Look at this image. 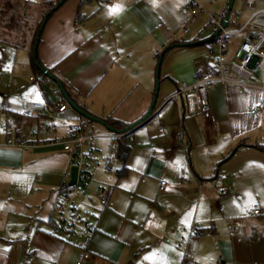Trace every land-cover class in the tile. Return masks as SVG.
<instances>
[{
	"label": "crops",
	"instance_id": "1",
	"mask_svg": "<svg viewBox=\"0 0 264 264\" xmlns=\"http://www.w3.org/2000/svg\"><path fill=\"white\" fill-rule=\"evenodd\" d=\"M46 1L40 0L43 5ZM196 1L203 12L193 21L187 35L183 31L181 11L189 0H68L48 19L41 35L38 59L42 67L51 69L67 85L70 96L90 114L112 117L127 127L150 109L157 64L166 51L153 115L122 137H127L131 144V137L154 120L160 126L165 125L166 130L159 129L160 140L143 163L145 178L158 189L155 194H147L140 187L134 192L124 191L129 202L121 205L114 192L107 194L105 187L100 188L105 182L98 171L94 174V183L79 185L83 191L91 189L94 195L99 191L101 198L99 205L85 196L80 199L81 206L77 203L79 212L94 226V232L89 239H82L85 242L79 241L68 250H73L76 258L83 253L86 264H164V261L181 264L184 251L178 245L183 238L192 251V264H264V216L261 213L256 218L246 217L238 209V196L245 194L242 190L247 189L249 182L224 187L214 166L221 159L224 161L228 151L235 147L236 151L259 150V144L244 142L247 130H252L248 121L245 122V115L255 101L260 102L264 93L252 87L216 84L209 91L210 118L201 113L185 114L184 98H171L183 84L193 85L195 72L215 60V44L210 41L216 31L207 28L206 18L207 14L218 15L225 0ZM239 1L245 6V0ZM259 1L255 10L262 9L264 0ZM246 10L250 13L240 15L241 23L237 25H242L254 13ZM80 13L85 19L78 22ZM36 34L34 31L33 40L22 46L17 41L3 42L15 50L27 44L33 47ZM245 40L244 34L231 39L228 60ZM182 41L192 45L176 46L183 44ZM17 56L18 53L13 55V64ZM32 66L35 78L30 76L26 82L21 76L14 77L10 86L0 92V131L8 125L17 126L26 135L41 126L52 129L37 133L36 137L29 136L32 145L27 148L6 147L0 136V218L27 227L25 235L35 259L45 261L43 257L58 255L57 262L64 264L67 248L59 237L63 230L55 223L58 202L64 199L59 191L70 181L65 175L71 169L72 155L46 144L65 134L68 126L84 117L69 107L53 120L48 112L26 118L25 113L33 104L55 107L64 102L57 85L47 79L39 80L41 75L33 61ZM257 84L256 80L252 81V85ZM197 122H200V133L196 127L192 128ZM95 125L98 124L92 126L97 128ZM106 131L101 134H117ZM227 134L236 139L233 145L226 137L218 141L220 135ZM158 165L161 171L156 170ZM162 181L166 182L163 191L160 190ZM209 182H214V187L208 186ZM104 199L106 206L101 203ZM236 221L240 225L232 233ZM192 226H199L205 233L189 236L185 230ZM63 232L69 240L72 234Z\"/></svg>",
	"mask_w": 264,
	"mask_h": 264
},
{
	"label": "rangeland",
	"instance_id": "2",
	"mask_svg": "<svg viewBox=\"0 0 264 264\" xmlns=\"http://www.w3.org/2000/svg\"><path fill=\"white\" fill-rule=\"evenodd\" d=\"M10 1L23 2L25 0ZM27 1L28 3L25 4L24 10L25 17L22 21V25H24L23 30H7L0 24V92L10 86L11 81L14 77L21 76L24 80H26V82L28 81V78L30 76L34 77V74L32 72V59L30 57L32 54L31 51H34L35 44L34 47H32V45L31 47H28L29 44H27L24 47H20V50H15L14 47L5 44H10L12 41H17L22 46L24 42L33 40L32 33L34 31H37V34L40 31L42 22L44 20V15L47 12L48 8L43 5L40 0ZM52 1L56 3L58 0ZM260 8H264V4L261 5ZM246 9L247 8L245 6L240 5V1L238 0L234 12L243 11V13L245 14L247 11ZM247 12L250 13V11ZM238 17L239 16L235 17L234 19L235 24H239V22L241 23L242 17ZM36 40L37 38L35 39V42ZM3 41L6 42L4 43ZM26 47L27 50H22L26 49ZM15 53H18V56L16 59V63L13 64V62H15L13 61V55ZM24 80H20L21 85L25 83ZM24 85L26 86V84ZM261 100L260 102L255 101V103L251 106L250 112L245 115V122L248 121L249 125L252 126V130H247L246 136H244V138L246 137L244 142L253 144L254 146L256 144L264 145V96ZM254 107H256L257 109L256 113L252 111ZM169 118L173 119L171 115H169ZM179 121L181 122V119L177 122ZM58 123L59 122H56L57 125ZM199 125L200 122H197V124L195 123L194 126H192V128H197L198 133H200ZM96 127L100 133L107 132L106 129L102 126L97 125ZM161 127L163 128V130H166L165 125L160 126V124H157L156 120H154L147 127L142 128L134 136L131 137L130 142L133 149L127 161L129 171L125 177L121 178H116L115 175V171L119 169L122 164H120V161L116 160V158H114L113 156V152L110 147L112 139H95L94 158L86 161V163L90 165V169L88 178L82 181V183L87 186L90 183H94L95 181L93 180H96L94 174L98 171L99 177H101V180L105 182L103 185H99L100 188L105 187L107 194H109L111 191L114 192V196L119 200V203L121 205H127L129 202V200H127L128 196L124 191L134 192L140 187V189H144V192L147 194H155L158 187L155 188V183L145 178L143 163L147 161V159L151 155V150L155 147L156 143L159 142V129ZM63 135H60L58 137H61ZM1 137L3 136L1 135ZM224 137L228 139L229 144L233 145V143H235L236 139L231 138L229 134H227V136L220 135L218 137L220 140L218 141L223 140ZM219 145H222V142H219ZM257 150L253 148H242L236 151L235 147L232 150L228 151L229 153L225 155L224 161L223 159H221L220 162L216 165L214 163L215 169L217 168L219 171V183L221 182L224 187L226 184L234 185L238 183L241 185L249 182V186L247 187V189L242 190V192H245V194L238 196V209L241 214L243 213L244 216L250 218H256L252 215L254 207H257L264 216V153L260 150ZM189 158L192 159L191 152ZM107 162L110 163L109 166L112 169L111 171H107L105 169ZM195 162H197L196 157ZM160 166L161 165L157 166V171H161ZM96 168H99L100 170H97ZM247 177H252V179L246 180ZM98 180L100 181V179ZM114 185H116V187ZM207 185L210 187H214V182H209ZM80 187L78 186L79 189L77 190L74 197V202L77 206V203H79L80 199L84 196L86 199H88L89 197L92 198V201H94L95 204L99 205L101 200L98 194L99 191L94 195L91 189L88 188L83 191V187ZM79 205L81 206L80 203ZM220 206L221 205H219L218 208H220ZM96 213L97 212L95 211L94 214ZM88 217L91 221L94 220L92 216L89 215ZM13 222L17 221L0 218V264H59V262H57L58 255L43 257L45 261L35 259L36 257H33L28 247L30 245V240L27 239L25 235L27 227ZM59 237L65 241L64 247L67 248L66 251L68 253V257L65 258L64 264H76L77 261L79 262V264H86V260H84L82 256L83 253L79 254V257L76 258V255H74V251L68 250L73 249L72 245L77 244L79 241L81 243L85 242L82 241V239L86 238L83 235L78 236V238L76 237V235H72L70 236V239L67 240L63 231L59 232Z\"/></svg>",
	"mask_w": 264,
	"mask_h": 264
},
{
	"label": "built area",
	"instance_id": "3",
	"mask_svg": "<svg viewBox=\"0 0 264 264\" xmlns=\"http://www.w3.org/2000/svg\"><path fill=\"white\" fill-rule=\"evenodd\" d=\"M231 0H225L222 11L218 15L207 14V28L220 31L213 48L215 60L212 64H206L199 68L194 74L193 85H182L180 90L171 98H179L185 100V114L194 115L201 113L204 117L210 118L211 105L209 100V91L216 84H235L239 87L256 88L264 93V8L255 10L259 0H245V7L254 11L249 19L242 25L234 22L235 17L243 14L242 11L234 12L233 9L229 13ZM203 12L201 5L196 0H189L188 4L183 7L181 13L184 17L183 31L187 35L190 26L200 13ZM229 13V20L225 24V19ZM246 35V40L236 49L232 59L228 60L227 55L231 47V39L239 35ZM258 73V74H257ZM233 77L239 78L235 80ZM31 80H34L31 78ZM39 80L45 81L44 75L39 76ZM256 80L257 85H252V81ZM243 93V89L239 91ZM261 107V105H260ZM69 106L66 102H59L55 107H50L46 103L33 104L25 113V117L33 119L42 113H49V118H59L60 114L66 112ZM257 109L255 108L254 111ZM87 119L80 118L74 125L67 128L66 133L58 138L50 139L47 146L58 147L63 151L72 155V167L78 168V178L75 188L69 192L68 197L58 202V219L57 223L61 229L73 236H84L90 238L94 232V226L79 212L74 197L76 189L82 181L88 178L90 165L86 163L94 158L95 139L97 138H122L126 134L110 133L102 135L97 128L92 126ZM51 126H41L37 131H32L29 135L20 132L17 126H4L0 133L4 139V146L14 148H27L32 145L30 137H36L37 133L50 131ZM0 135V136H1ZM30 136V137H29ZM107 171H111V167H105ZM66 180L71 179V169L65 175ZM166 185L165 181L161 182L160 190L163 191ZM102 205L106 206L107 201L102 200ZM161 205V203H158ZM261 214L257 207H254L252 215L259 216ZM240 222L236 221L231 232L237 231ZM189 236H197L200 234L199 226H192L185 230ZM75 235H74V234ZM178 247L183 249L184 256L181 264H192V251L187 246V241L183 238ZM79 264V263H78Z\"/></svg>",
	"mask_w": 264,
	"mask_h": 264
},
{
	"label": "trees",
	"instance_id": "4",
	"mask_svg": "<svg viewBox=\"0 0 264 264\" xmlns=\"http://www.w3.org/2000/svg\"><path fill=\"white\" fill-rule=\"evenodd\" d=\"M60 0H58L56 3H54L52 0H48L45 2V6L48 8L47 12L45 13L44 15V18L45 16L47 15L48 12H50V10L55 7V5L58 4ZM84 1H88V0H84ZM25 2L23 1H16V2H11L10 0H0V24L2 26H4L7 30H14V29H21L23 30L24 29V25L23 24V19H24V10H25ZM85 17L83 14H78L77 16V21L80 22L82 20H84ZM39 33V32H38ZM38 34H36V38H37ZM217 38H213L211 39V44L214 45L215 42H216ZM41 42V40H40ZM39 42V44H40ZM182 43H185L184 41H182ZM34 44H35V41H34ZM34 47V45H33ZM166 54V51L159 57H164ZM34 51L32 52V61H33V65L38 73V75H43L41 73V71L37 68L35 62H34ZM38 59V58H37ZM38 63L42 66L41 62L39 61L38 59ZM52 74H53V71L50 69L49 70ZM54 75V74H53ZM55 76V75H54ZM45 78L47 79V81H51L50 79H48L47 76H45ZM63 83V82H62ZM64 88L67 92V94L69 95L70 99L74 102V103H77L78 106L84 110L85 112L87 113H90L88 111V109L84 106H82L80 103H78L77 100H75L74 97H71L70 94H69V90L67 89V85L64 84ZM63 99V98H62ZM64 102H66L64 99H63ZM99 118V117H98ZM102 119L108 126H110L111 128H113L117 134H121L122 131L124 129H126V125L120 121H117L115 120L114 118L112 117H107V118H100ZM90 124H95L93 123L92 121L90 120H87ZM111 149H112V152H113V156L114 158H116V160L120 161L122 163V168L117 170L116 171V174H117V177L118 178H121L123 176H125L128 172V168L126 167V163L128 161V158L131 154V151H132V145L129 143L128 141V138L127 137H124V138H115L112 140V143H111ZM259 147V150L261 152L264 153V145H260L258 146ZM75 188L74 187H70L68 183H65L64 185H62L60 191H59V194L62 195V198H66L68 197V194L70 191H72L73 189ZM55 226L56 227H60V225H58V223L56 224L55 223ZM200 234L203 235L205 233V231H203V229L199 230Z\"/></svg>",
	"mask_w": 264,
	"mask_h": 264
},
{
	"label": "water",
	"instance_id": "5",
	"mask_svg": "<svg viewBox=\"0 0 264 264\" xmlns=\"http://www.w3.org/2000/svg\"><path fill=\"white\" fill-rule=\"evenodd\" d=\"M68 0H60L58 2L57 5H55V7H53L50 12L47 13V15L45 16L40 31L38 33L37 36V40L35 42V47H34V62L37 66V68L41 71V73L44 76H47L48 79H50L52 82H54L57 87L58 90L61 94V96L63 97V99L67 102V104L69 105V107L71 109H73L74 111H76L79 115H81L82 117L86 118L87 120L92 121L95 124H98L104 128H106L107 130L111 131V132H116L113 128H111L110 126H108L102 119L85 112L84 110H82L76 103H74L69 95L67 94L64 85L62 83V81L60 79H58L56 76H54L49 69H46L44 67H42L39 63H38V48H39V42L41 40V35L45 29V26L47 24L48 19L52 16V14H54L56 11H58ZM234 1L235 0H231L230 2V6H229V13L232 11L233 9V5H234ZM229 13L225 19V24L224 26L227 24L228 20H229ZM220 31H217L215 34V37H218ZM192 44H187V43H183L180 45H176V46H181V47H189ZM194 45V44H193ZM169 50V49H168ZM162 62H163V57H161L158 61L157 64V71H156V87H155V93H154V97L150 106V109L148 110V112L146 113V115L144 117H142L139 121H137L136 123L130 125L129 127H127L126 129H124L122 131V133L125 132H129L131 130H133L134 128H136L137 126L141 125L142 123L146 122L147 120H149L151 118V116L153 115L156 105H157V101H158V96H159V91H160V72H161V66H162ZM77 178H78V168L77 167H72L71 168V179L69 181V186L70 187H74L77 183Z\"/></svg>",
	"mask_w": 264,
	"mask_h": 264
},
{
	"label": "snow or ice",
	"instance_id": "6",
	"mask_svg": "<svg viewBox=\"0 0 264 264\" xmlns=\"http://www.w3.org/2000/svg\"><path fill=\"white\" fill-rule=\"evenodd\" d=\"M115 8V6H113ZM164 264H167V261H164Z\"/></svg>",
	"mask_w": 264,
	"mask_h": 264
}]
</instances>
